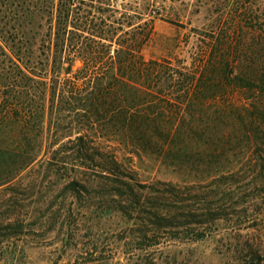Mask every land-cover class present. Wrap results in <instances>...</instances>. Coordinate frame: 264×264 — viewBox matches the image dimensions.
I'll return each mask as SVG.
<instances>
[{
  "label": "trees",
  "instance_id": "16d2710c",
  "mask_svg": "<svg viewBox=\"0 0 264 264\" xmlns=\"http://www.w3.org/2000/svg\"><path fill=\"white\" fill-rule=\"evenodd\" d=\"M79 2L58 0L46 62L32 58L24 13L9 51L0 44V192L11 193L0 214L51 177L127 218L142 264H169L154 254L207 239L240 205L225 251L264 264V12L244 4L194 30L189 56L148 58L154 20ZM143 155L185 179H142ZM33 171L42 178L24 185Z\"/></svg>",
  "mask_w": 264,
  "mask_h": 264
},
{
  "label": "rangeland",
  "instance_id": "374dc122",
  "mask_svg": "<svg viewBox=\"0 0 264 264\" xmlns=\"http://www.w3.org/2000/svg\"><path fill=\"white\" fill-rule=\"evenodd\" d=\"M75 1L85 8L79 0ZM84 2L92 4L97 13L99 7L116 9L117 18L126 22L131 20L136 26L146 19L154 20L152 38L144 48L148 58L189 56L196 41L194 30L207 29L217 24L220 18L235 15L244 4L264 12V0ZM57 6L58 0H0V44L9 51L10 33L18 25L17 16L24 13L25 28L32 43V58L40 64L46 62ZM102 11L104 16L111 13ZM123 14L131 17H123ZM79 65L77 62L76 67ZM133 163L138 166L142 179L156 177L176 183L185 179L182 173L159 166L148 156H136ZM42 175L28 172L22 178L23 184L40 180ZM50 181L51 177H48L34 189L24 191L18 195L15 211L7 214V209L0 214V264H142L138 234L132 231V223L127 218L120 213H109L107 207L97 209L96 199H88L86 193L76 197L74 191L64 192L62 185H53ZM9 196L10 191L0 192V213L7 208V203H11L4 202ZM248 206V214L256 209L260 212L263 208ZM243 210L244 207L238 205L236 211L239 212L231 217L232 220L223 221L219 231L207 239L186 243L173 241L174 246L162 254L156 252L154 256L169 264H233L231 253L225 251L226 232L230 233L226 228L238 216L245 215ZM9 223L20 224L21 228L14 233L5 229Z\"/></svg>",
  "mask_w": 264,
  "mask_h": 264
},
{
  "label": "water",
  "instance_id": "95a60500",
  "mask_svg": "<svg viewBox=\"0 0 264 264\" xmlns=\"http://www.w3.org/2000/svg\"><path fill=\"white\" fill-rule=\"evenodd\" d=\"M70 70H71V67H68V68H67V72H70Z\"/></svg>",
  "mask_w": 264,
  "mask_h": 264
}]
</instances>
